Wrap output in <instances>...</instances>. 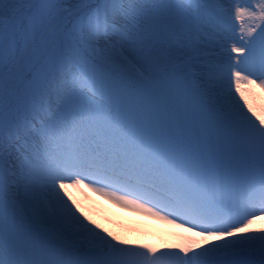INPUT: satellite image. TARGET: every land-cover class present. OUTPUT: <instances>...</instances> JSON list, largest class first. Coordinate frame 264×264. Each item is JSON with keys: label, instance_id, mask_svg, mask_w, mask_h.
Here are the masks:
<instances>
[{"label": "snow or ice", "instance_id": "6c2138e0", "mask_svg": "<svg viewBox=\"0 0 264 264\" xmlns=\"http://www.w3.org/2000/svg\"><path fill=\"white\" fill-rule=\"evenodd\" d=\"M240 81L264 88V0H0V264H264V114ZM68 181L204 243L122 240Z\"/></svg>", "mask_w": 264, "mask_h": 264}, {"label": "bare ground", "instance_id": "6f19581e", "mask_svg": "<svg viewBox=\"0 0 264 264\" xmlns=\"http://www.w3.org/2000/svg\"><path fill=\"white\" fill-rule=\"evenodd\" d=\"M67 198H70L66 193H65ZM75 198L72 197L70 199L71 202H75ZM120 203V201H118ZM103 207L102 204L97 203L96 205H93L91 198H87L84 200L82 203L81 207L78 208L79 213L84 214V217H91V219H95L96 224L98 225H103L110 227L111 224L108 221L104 220V214H109L110 216L114 217L116 220H121L123 226L120 228V233L119 237L122 240H131V241H142L145 239H149L154 233H165L166 235L174 236V233H179L177 228L173 227L171 224L167 223H162L158 222L152 219H148L147 217H140L136 216L134 214L129 213L126 210L119 209L117 207L112 208H105ZM98 211L100 214L94 215L91 214L93 212ZM103 211H105L104 214H101ZM91 212V213H90ZM151 214H154L155 217L160 219V214H156L157 212L155 211H150ZM257 228H254L253 226L250 228V230H264V216L260 217L259 220L257 221L256 225ZM127 228H133L136 229L138 228L139 230H150V232L146 234L139 235L135 233L136 230H131V232L127 231ZM152 231V232H151ZM146 235H149L150 237H147Z\"/></svg>", "mask_w": 264, "mask_h": 264}]
</instances>
